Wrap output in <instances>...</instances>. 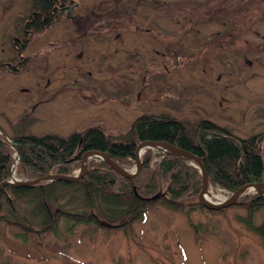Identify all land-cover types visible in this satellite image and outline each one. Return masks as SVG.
Wrapping results in <instances>:
<instances>
[{"label":"rangeland","instance_id":"1","mask_svg":"<svg viewBox=\"0 0 264 264\" xmlns=\"http://www.w3.org/2000/svg\"><path fill=\"white\" fill-rule=\"evenodd\" d=\"M33 3L0 0V61L21 60L17 70L0 68V133L10 140L68 136L93 124L119 134L144 112L210 119L240 137L264 133V0H72L68 14L33 33L20 53L16 39ZM17 162L16 153L14 177L25 180ZM136 164L121 166L134 172ZM208 187L215 202L232 193ZM246 192L256 189L189 214L157 202L125 229L62 216L55 230L34 235L0 220V264H264V236L237 204ZM69 195L51 211L83 210L81 201L67 203ZM12 203L0 213L41 227L33 201ZM263 219L264 207L253 224Z\"/></svg>","mask_w":264,"mask_h":264},{"label":"trees","instance_id":"2","mask_svg":"<svg viewBox=\"0 0 264 264\" xmlns=\"http://www.w3.org/2000/svg\"><path fill=\"white\" fill-rule=\"evenodd\" d=\"M71 1L34 0L21 38L16 39L17 51L22 52L33 33L65 17ZM0 68L18 69L7 61H0ZM10 138L14 146L0 133V183L11 176L17 150L16 175L30 180L49 173L73 174L87 150L104 151L120 165L130 167L135 162L137 145L154 140L169 142L199 156L210 184L229 193L246 183L264 184V133L240 137L210 119L180 120L165 113L144 112L134 119L127 132L119 134H108L103 127L93 124L68 136L27 133ZM154 151L152 147L144 149L141 170L133 179L116 171L105 159L93 156L88 159L87 170L76 180H44L28 186L6 184L0 188V208L4 204L14 207L12 199H28L33 201L34 211L43 217L41 227L27 218L24 221L28 223L9 219L4 213H0V220L20 225L36 235L55 230L62 216L108 229H125L157 202L188 214L196 207L205 209L197 200L203 182L199 167L182 155L156 156ZM66 192H70L67 203L81 201L84 209L69 211L59 205L52 212L50 203ZM158 192L161 193L157 198H151ZM237 204L248 210L246 224L264 236V219L253 224L255 211L264 207L259 194L246 192Z\"/></svg>","mask_w":264,"mask_h":264},{"label":"water","instance_id":"3","mask_svg":"<svg viewBox=\"0 0 264 264\" xmlns=\"http://www.w3.org/2000/svg\"><path fill=\"white\" fill-rule=\"evenodd\" d=\"M3 135L6 138V140H8V142L11 144V146H14L13 141L10 140L6 134L3 133ZM146 146L162 147V148L166 149L169 153H175V154L182 155V156H184V157H186V158L197 163V165L199 166L200 172L202 174V177H203L202 188L198 194V201L207 208L220 209V208L229 206V205L235 203L237 201L238 197L242 194V192H244L246 189H249V188L256 189V192L264 200V184H262L260 182L246 183V184L240 186L239 188H237L235 191H233L227 199L220 201V202H215L213 200L206 198L205 191L208 188L209 174H208V171H207L202 159L199 156H197L196 154H194L193 152H190L189 150L175 146L169 142L154 141V140L153 141L152 140L141 141L137 145L136 151H135V159H136L137 164H136V170L134 172H130L126 168L122 167L119 163H117L115 160H113L108 155V153H106L104 151L87 150L81 156L79 173L77 175L49 173V174L39 176V177L30 179V180H16L15 181L14 180L15 168L13 167L12 168V175L8 179H5L0 183V188L6 184L13 185V186H18V185L28 186V185H32V184L42 182L44 180H76V179L80 178L83 175V173L87 170V159H88V157L93 156V155L100 156L101 158L105 159L108 163H110L116 171H118L119 173L133 179V177H135L141 170V167H142L141 151ZM16 153H17V159H18L19 158L18 150ZM160 193L161 192H158L157 194L153 195L151 198H153V199L157 198L160 195Z\"/></svg>","mask_w":264,"mask_h":264},{"label":"flooded vegetation","instance_id":"4","mask_svg":"<svg viewBox=\"0 0 264 264\" xmlns=\"http://www.w3.org/2000/svg\"><path fill=\"white\" fill-rule=\"evenodd\" d=\"M70 4L68 5V10L70 9ZM68 10H67V13H66V15L68 14ZM20 58H18L17 59V61H16V59H11V60H8L7 61V63H8V65H10V66H12L13 64H16L17 65V67H18V65L20 64ZM19 63V64H18Z\"/></svg>","mask_w":264,"mask_h":264},{"label":"bare ground","instance_id":"5","mask_svg":"<svg viewBox=\"0 0 264 264\" xmlns=\"http://www.w3.org/2000/svg\"><path fill=\"white\" fill-rule=\"evenodd\" d=\"M14 180L16 181V180H18V179H16V178H14ZM209 188V187H208ZM206 189V191H205V196H206V198H208V199H210L211 200V196H210V194H209V189Z\"/></svg>","mask_w":264,"mask_h":264}]
</instances>
